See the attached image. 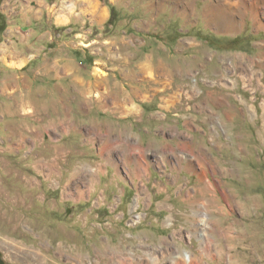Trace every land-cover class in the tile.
<instances>
[{
    "label": "rangeland",
    "instance_id": "rangeland-1",
    "mask_svg": "<svg viewBox=\"0 0 264 264\" xmlns=\"http://www.w3.org/2000/svg\"><path fill=\"white\" fill-rule=\"evenodd\" d=\"M90 1L4 0L0 8V263L175 264L188 254L204 264H264V68L244 82L250 63L235 59L263 57L261 0L246 1L260 7L262 28L247 15L242 29L224 35L209 31V0H197L191 18L171 6L147 9L145 0ZM173 2L153 0L159 8ZM112 6L108 24L99 8L110 14ZM149 60L179 71L160 80L168 92L134 94L148 82L129 71ZM77 80L91 82L92 94L107 89L109 107L95 99L84 109ZM124 88L139 114L113 112ZM171 90L175 100L165 96ZM67 112L78 130L43 129ZM96 125L145 149L136 152L141 175L126 146L108 163L102 143L86 140ZM101 163L93 182L78 178L81 167ZM196 217L209 220L206 235L189 222Z\"/></svg>",
    "mask_w": 264,
    "mask_h": 264
},
{
    "label": "bare ground",
    "instance_id": "bare-ground-1",
    "mask_svg": "<svg viewBox=\"0 0 264 264\" xmlns=\"http://www.w3.org/2000/svg\"><path fill=\"white\" fill-rule=\"evenodd\" d=\"M255 20H257L255 22V25L256 26L260 25V22H259L257 16H255ZM235 59L237 60V64H239L241 62H244L246 60L249 61L248 63H250L249 64L250 67L246 66V68L248 70L245 69V68H242L244 70V72L246 73L245 74L246 77H244V82H245V80H247V81H250L253 84L254 80L259 75L257 73L259 69L257 70L255 67H259L260 69L264 68V56L263 57H256V58H247L245 56H237V57H235ZM142 68H143V70L141 72L144 73V74L148 73L149 79L150 80H154V81H157V78H155V75H160V77H162V78H168V77L171 78V77H174L177 74H179V71H177V70L173 71L171 68H169V67H167L165 65H161L156 70V69L153 68V66L150 63H147L146 65H143ZM179 69H180V67H179ZM227 69H228L227 71L229 72V70L231 68H227ZM96 72L100 76H103L104 73H105L104 70L102 68H100V67H98V70ZM180 73H181V71H180ZM261 80H262L261 78L258 79V81L260 82V86H264V83ZM249 85H251V84H249ZM151 93H152V90H151ZM81 94H83L85 96V98H86L85 101L86 102H90V101H93V100L96 99L97 102L101 105V107H104V108H108L109 107L108 103L106 101V97L109 94V91L107 89L104 92H97V93H94V94H92L90 92H87L86 90L83 89L81 91ZM177 95H178V93H174V94H172V95H170L168 97H170L169 99L175 100ZM126 98L121 100L120 98L115 97L114 100L112 101V107L111 108H114V110H116V111L124 112L127 115H129V114H133V115L134 114H139L140 113L139 108L136 107V106H133V105L129 106L130 104L127 102ZM173 100H172V102H173ZM162 101L163 102L166 101L165 97L162 98ZM24 105H30V103L29 102H25ZM263 110H264V104H263ZM27 111H28L27 114L34 113V110L31 109V108H28ZM48 126L52 127V126H57V125L54 124V123H50L48 125H45L43 127V129L48 128ZM59 126L62 128L61 129L62 131H68V132L72 131L74 129H76V130L79 129L78 126H75L73 124V122H71V121H66L65 123H61V124H59ZM41 131H42V129H41ZM81 131H82V129H81ZM103 131L104 130L99 125L92 126V127L88 128L86 130V135H85L86 136V140L88 142H94L95 140H99L102 143V147H101L100 150H101V152L105 151L107 153V162L108 163H111V155H112V152L115 149H117L118 147L123 148V146L124 147L126 146L127 147V149L125 150L126 160L129 163H131L132 165H135V167H134L135 172L137 174L141 175L142 174V170H143L142 167H141L142 164L140 163L138 157L136 156V152L140 153L142 156H144L145 152H146L145 149L142 148L141 146L135 145L134 143H130V141H127L126 143H121V141L123 140L121 134H119L118 137H115L114 131L109 129V128L106 129L105 132H103ZM63 154H65L64 150H61V149L57 150V156L58 157L63 155ZM192 159L194 161H196V157L195 156H194V158L192 157ZM198 165H199V167L201 169L200 177H201L204 185L207 187V189L211 188L212 187V182L209 179L208 173L206 172V170H204L205 168L203 167V163L199 161ZM194 166L196 167L195 162L192 161V162L189 163V168H191V169L193 168V170H194ZM81 169L82 170H79L76 173L78 175V178L79 179L81 178L82 181L83 182L85 181L86 183L91 182V181L93 182L95 180L94 176L99 175V173L103 170V163H101L97 168H94V167L88 168L87 166H84V167H81ZM201 191H203V190H201ZM78 193H79L78 194L79 197H82L85 194L84 191L81 190V189L78 190ZM72 196H73V194H72ZM197 219H198L197 217L196 218H192V221L189 220V222L192 225L196 226V228L200 227L201 229H204L206 231L204 235H206L207 234V230L209 229V223H208L209 220L205 218V219H202L201 221H198ZM193 231H195V230H193ZM230 235L231 234L229 232L225 233V236H227V237H229ZM60 250H62V249L60 248ZM60 252H62V251H60ZM180 256L184 259V262H181V260L180 261L176 260L177 262L175 264H204L202 259L197 257V256H195L193 259L190 258V256L188 254H182Z\"/></svg>",
    "mask_w": 264,
    "mask_h": 264
},
{
    "label": "crops",
    "instance_id": "crops-1",
    "mask_svg": "<svg viewBox=\"0 0 264 264\" xmlns=\"http://www.w3.org/2000/svg\"><path fill=\"white\" fill-rule=\"evenodd\" d=\"M196 1L197 0H195V3H193V1H191V0H174V2L171 3V4H168V3L164 4L162 8H159V7L155 6V4H153V0H145V3H146V8L147 9L155 10V12H161V11L165 10L167 8V6H171L173 8V10L175 12H177L179 15H181L183 17H187L188 16L189 18H191L192 15L193 16L195 15V12H196V9H197L196 8ZM209 1H210L209 5H207L205 10L203 11V16L207 20V23H208L207 25L210 28L209 31H211L213 33L215 32V33L220 34V35H224V33H233V32L238 31L239 29H242V27L245 24V22H244L245 21V16H247V15H250L251 19H252V15H253L254 22H256L257 20H255V16H257V14L260 15V12H261L260 11V7H258V5L256 3L248 2L246 0H217V1L209 0ZM92 2H93V4L96 5V3H94L93 0H92ZM85 3L90 5L91 1L87 0V2H85ZM2 4H1V6H2ZM261 4L264 6V0H261ZM1 6H0V8H1ZM99 9H100L99 12H101L100 16H101L102 19H106V18L110 19L111 13L109 14V9H107V8L103 9L101 7ZM102 11H104V12H102ZM0 12H2L1 9H0ZM239 17H241V18H239ZM109 19H108V21H109ZM253 19H252V21H253ZM255 27H258L259 29L262 28V27H259V25L255 26ZM191 45L195 46L196 44L191 42ZM263 56H264V54H263ZM254 58H256V57H254ZM147 63H150L153 66V68L156 69V70L159 68V66L164 65V63L161 62V64L156 67L152 63V60H149V62L148 61L145 62L143 65H146ZM143 65H141L139 67V70L136 71V72L129 71L130 72V77H133V78L137 79L139 82H144V81L148 82V86L145 89L133 88L134 94H140V95H144V96L145 95L148 96L149 94H153L155 96V95H157L159 93L168 92V90L170 88L169 89L168 88L162 89V87H160V84H161L160 80H162V81L165 80L166 81V79L165 78H160V77H158L156 75L157 76V81H151L149 79L148 73L144 74V73L141 72L143 70V68H142ZM165 66H168V67L171 68L170 65L165 64ZM64 68H65V70H67V69L71 70L72 69V67L69 66V65H66ZM185 71H190V70L186 69ZM66 77H68V76L66 75ZM174 77H176V76H174ZM77 81L78 82L82 81L84 84H86V85H84V84L81 85V83H78L81 87L84 86V88H83L84 90H86L87 92H90L91 87H92V83L91 82L88 83V82H85L84 80H77ZM152 84L154 85V87L152 86ZM83 89H80V94H81V91ZM123 90L124 91L122 92V94L124 96L123 97L116 96V97L120 98L121 100H123V99H125L127 97L128 100H130L129 98L131 97L132 93L131 92L127 93L125 88ZM151 90H152V93H151ZM174 93H178V92L175 91V90L174 91L171 90L170 94L165 95V96H170V95H172ZM209 94H211V93H209ZM81 95H83V94H81ZM113 98H115V97H113ZM64 99H65V97H64ZM89 104H90L89 102L85 101L83 103V108L87 109V106ZM43 109L45 110L46 107L44 106ZM110 110H112V109H110ZM39 111H42V110H39ZM113 112L117 113L119 111H114L113 110ZM39 113H41V112H39ZM119 113H121V112H119ZM121 114H122V117L131 116V115L125 116L124 113H121ZM66 121H71V122H73L75 124V122L71 118V113L70 112H67L66 118L62 119L59 123H57V122H53V123L58 125V124H61L63 122L65 123ZM66 132H68V131H66ZM69 132H71V131H69Z\"/></svg>",
    "mask_w": 264,
    "mask_h": 264
},
{
    "label": "trees",
    "instance_id": "trees-1",
    "mask_svg": "<svg viewBox=\"0 0 264 264\" xmlns=\"http://www.w3.org/2000/svg\"><path fill=\"white\" fill-rule=\"evenodd\" d=\"M4 0H0V6L3 3ZM116 13V9L114 6L111 7V17L109 19L108 24H113L114 23V16ZM7 29V24H6V18L5 15L0 12V33H4L5 30Z\"/></svg>",
    "mask_w": 264,
    "mask_h": 264
},
{
    "label": "water",
    "instance_id": "water-1",
    "mask_svg": "<svg viewBox=\"0 0 264 264\" xmlns=\"http://www.w3.org/2000/svg\"><path fill=\"white\" fill-rule=\"evenodd\" d=\"M1 264V263H0Z\"/></svg>",
    "mask_w": 264,
    "mask_h": 264
}]
</instances>
